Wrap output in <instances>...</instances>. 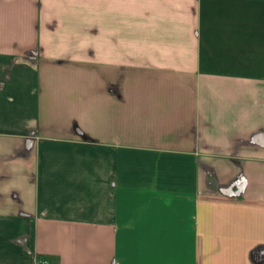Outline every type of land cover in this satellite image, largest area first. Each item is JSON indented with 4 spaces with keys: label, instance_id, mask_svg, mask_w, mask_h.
<instances>
[{
    "label": "crops",
    "instance_id": "obj_1",
    "mask_svg": "<svg viewBox=\"0 0 264 264\" xmlns=\"http://www.w3.org/2000/svg\"><path fill=\"white\" fill-rule=\"evenodd\" d=\"M0 184V264H264V0H0Z\"/></svg>",
    "mask_w": 264,
    "mask_h": 264
},
{
    "label": "rangeland",
    "instance_id": "obj_2",
    "mask_svg": "<svg viewBox=\"0 0 264 264\" xmlns=\"http://www.w3.org/2000/svg\"><path fill=\"white\" fill-rule=\"evenodd\" d=\"M38 35H39L38 39H40V35L41 34H38ZM67 36H68L67 34H62L61 35L59 33V34H57V39L65 42V41H68L67 40ZM54 51H56V54H58V55H61V54L65 53V51L67 52V50L61 49V48H58L57 50L55 49ZM68 73H70V74H68L67 77L76 76V81L77 82L76 81L75 82L79 85L77 87H80L83 84V77L80 76V73L73 72V71H69ZM72 75H74V76H72ZM63 83H64L63 86H65L67 88H71V87H74V86L76 87V84L75 83L71 84L69 79L66 81V83H65V81H62L61 84H63ZM72 109H73V112H74L75 108H73V107L72 108H66V107L62 106V110H59L57 113H55V117L57 119H60V121L62 122L63 121V117L66 116V115L67 116L70 115V112L72 111ZM56 122H58V120ZM8 182L14 184L15 185L14 187H16V188L22 187L24 189L25 196L23 195V199H24V201L26 203L25 210L26 211H30L32 209V207H33L32 192H31L33 183H32L31 176L29 174H28V176L22 175L21 177L14 176V178L12 180H8ZM0 186H2V185L0 184ZM12 192L13 191L10 190V188L4 187L3 190H2V196H3L4 199L7 198L14 205L15 202L13 200V197L11 196ZM7 205H10V204H7ZM10 206H12V205H10Z\"/></svg>",
    "mask_w": 264,
    "mask_h": 264
},
{
    "label": "built area",
    "instance_id": "obj_3",
    "mask_svg": "<svg viewBox=\"0 0 264 264\" xmlns=\"http://www.w3.org/2000/svg\"><path fill=\"white\" fill-rule=\"evenodd\" d=\"M41 264H50L47 260L40 261Z\"/></svg>",
    "mask_w": 264,
    "mask_h": 264
},
{
    "label": "water",
    "instance_id": "obj_4",
    "mask_svg": "<svg viewBox=\"0 0 264 264\" xmlns=\"http://www.w3.org/2000/svg\"><path fill=\"white\" fill-rule=\"evenodd\" d=\"M237 189H238V191H237V192H235V194H234V195H239V194H240L239 187H237Z\"/></svg>",
    "mask_w": 264,
    "mask_h": 264
}]
</instances>
